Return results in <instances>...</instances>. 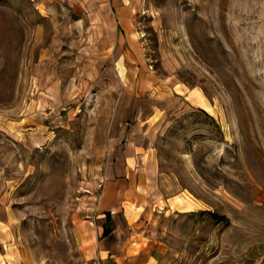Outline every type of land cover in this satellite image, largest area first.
<instances>
[{"label":"rangeland","instance_id":"rangeland-1","mask_svg":"<svg viewBox=\"0 0 264 264\" xmlns=\"http://www.w3.org/2000/svg\"><path fill=\"white\" fill-rule=\"evenodd\" d=\"M64 1L0 0V264L102 263L81 197L99 159L94 130L116 98L79 89L78 16L89 9ZM128 6L120 41L138 66L132 78L141 96L162 97L145 155L173 178L163 195L150 183L142 194L145 168L129 175L128 220L156 239L131 254L148 264H264V0ZM47 60L62 88L54 105L42 103L35 73Z\"/></svg>","mask_w":264,"mask_h":264},{"label":"crops","instance_id":"crops-1","mask_svg":"<svg viewBox=\"0 0 264 264\" xmlns=\"http://www.w3.org/2000/svg\"><path fill=\"white\" fill-rule=\"evenodd\" d=\"M130 3L131 0H65L60 3L67 8L77 9L86 5L89 9L88 15L78 16V31L81 29L78 39L82 40L78 44L79 89L83 84L86 89L95 88L96 95L110 97L107 104L116 98L110 110L101 112L99 119L105 122L97 125L94 130V152L99 153V159L91 161L92 179L87 181V193L81 197V212L95 226L96 253L101 264H148L149 260L145 255H133L130 249L133 245L146 244L141 239L149 242L156 240L150 234L146 237L140 235L137 222L131 223L128 220L125 203L132 195V186L137 184L135 177L133 180L129 175L137 174L139 168H145L142 172L148 178L143 179L142 186H135V190L142 194L147 193L146 187L150 183L157 184L160 188L158 193L163 195L164 187L171 186L173 180L171 176L167 178L161 175L159 166L147 158L148 154L145 155L149 148L148 119L154 115L155 110L161 115L162 97L141 96L140 81L132 78L138 66L131 64L120 41L124 38L122 31L125 32L130 27L127 15ZM55 7V4H51L48 11ZM57 40L54 37L48 47L46 54L50 57L57 50ZM54 69L49 60L42 61L35 68L36 75L42 79L39 83L43 88V104L54 105L58 100L61 101L62 88L58 85ZM129 119L134 120V124L128 127L123 121ZM99 136L105 138L99 139ZM123 140L126 141L124 145L121 143ZM104 154L108 157L105 182L99 192L96 177L102 173L100 168L104 162ZM141 159L145 165H141ZM177 233L179 235V230ZM174 241L177 242L178 239ZM149 256L152 257L151 254Z\"/></svg>","mask_w":264,"mask_h":264}]
</instances>
